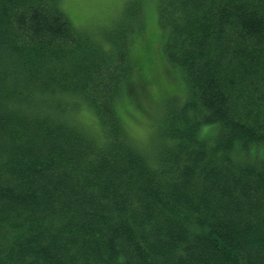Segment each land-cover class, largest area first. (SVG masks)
<instances>
[{
  "label": "trees",
  "instance_id": "1",
  "mask_svg": "<svg viewBox=\"0 0 264 264\" xmlns=\"http://www.w3.org/2000/svg\"><path fill=\"white\" fill-rule=\"evenodd\" d=\"M138 14L118 40L0 0V264H264V0ZM123 101L157 105L155 149Z\"/></svg>",
  "mask_w": 264,
  "mask_h": 264
},
{
  "label": "rangeland",
  "instance_id": "2",
  "mask_svg": "<svg viewBox=\"0 0 264 264\" xmlns=\"http://www.w3.org/2000/svg\"><path fill=\"white\" fill-rule=\"evenodd\" d=\"M161 2L162 0H117L116 3H112L110 0H60V5L78 27L98 33V36L117 35L120 37L118 40H124V37L119 33L124 32L122 31L124 29H130L139 15L138 13H141V11L144 12L145 16H150L146 23L149 34L151 36L161 35L162 30L157 22V8ZM139 40H135L134 42L137 52L141 51L143 47V43ZM174 86L175 90L183 94L184 89L182 84L178 86V83H176ZM148 92H150V96L159 97L160 95L153 87H150ZM161 94L163 95L164 93L161 92ZM152 104L148 108L145 104L148 112L142 114V112L132 106H128L126 101L120 103V111L128 132L145 151H148L149 147L155 149L157 146L155 139L158 136V131L156 124H153V119L158 111V107L156 104ZM72 113L75 119L83 125L82 128L89 134L98 133L95 117L88 108L80 105L78 108H72ZM216 129V126L205 127L203 134H214L217 131ZM257 156L260 159L263 158L264 149L261 152L257 151Z\"/></svg>",
  "mask_w": 264,
  "mask_h": 264
},
{
  "label": "snow or ice",
  "instance_id": "3",
  "mask_svg": "<svg viewBox=\"0 0 264 264\" xmlns=\"http://www.w3.org/2000/svg\"><path fill=\"white\" fill-rule=\"evenodd\" d=\"M110 2H112V3H116V2H117V0H110Z\"/></svg>",
  "mask_w": 264,
  "mask_h": 264
}]
</instances>
